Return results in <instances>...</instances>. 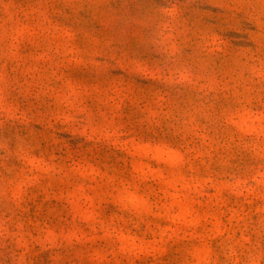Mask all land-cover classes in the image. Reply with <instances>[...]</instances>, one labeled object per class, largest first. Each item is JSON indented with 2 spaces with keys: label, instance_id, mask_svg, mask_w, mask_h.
Here are the masks:
<instances>
[{
  "label": "rangeland",
  "instance_id": "374dc122",
  "mask_svg": "<svg viewBox=\"0 0 264 264\" xmlns=\"http://www.w3.org/2000/svg\"><path fill=\"white\" fill-rule=\"evenodd\" d=\"M0 264H264V0H0Z\"/></svg>",
  "mask_w": 264,
  "mask_h": 264
}]
</instances>
